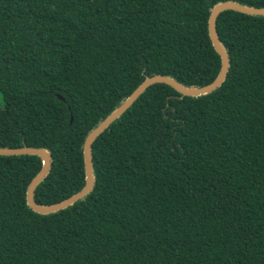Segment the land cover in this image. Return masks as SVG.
<instances>
[{
  "label": "trees",
  "instance_id": "16d2710c",
  "mask_svg": "<svg viewBox=\"0 0 264 264\" xmlns=\"http://www.w3.org/2000/svg\"><path fill=\"white\" fill-rule=\"evenodd\" d=\"M221 1L0 0V146L51 150L37 202L83 188L86 136L147 76L217 77ZM217 30L224 83L148 87L93 143L85 199L34 211L41 158L0 155V264H264V16L225 10Z\"/></svg>",
  "mask_w": 264,
  "mask_h": 264
},
{
  "label": "water",
  "instance_id": "95a60500",
  "mask_svg": "<svg viewBox=\"0 0 264 264\" xmlns=\"http://www.w3.org/2000/svg\"><path fill=\"white\" fill-rule=\"evenodd\" d=\"M225 10H235L250 15L264 16V6L257 7L236 0H225L216 3L211 9L208 28L212 43L216 51L221 56V68L217 77L206 85L196 86L186 85L170 75L155 74L147 76L144 81H142V83H140V85H138V87L120 103V105H118L106 118L100 121L86 136L83 145L86 174L85 185L76 193L59 202L51 204H42L37 202L35 199L36 188L47 177L52 167L53 156L51 150L47 147L28 145L19 147L0 146V155L31 154L38 155L41 158L42 167L33 177L27 188V203L34 211L41 214L58 212L74 205L80 200L85 199L86 196L94 190L97 178L92 154L93 143L115 120L120 118L134 104V102L141 96L142 93H144V91H146L148 87L155 83H166L181 93L182 96H200L212 93L224 83L230 69V56L225 44L219 37L217 21L219 15ZM60 97L63 98L61 95Z\"/></svg>",
  "mask_w": 264,
  "mask_h": 264
}]
</instances>
